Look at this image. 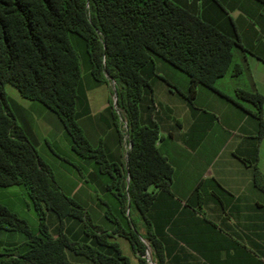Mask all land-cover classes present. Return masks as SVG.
Here are the masks:
<instances>
[{"label":"trees","instance_id":"obj_1","mask_svg":"<svg viewBox=\"0 0 264 264\" xmlns=\"http://www.w3.org/2000/svg\"><path fill=\"white\" fill-rule=\"evenodd\" d=\"M214 1L232 21L222 4ZM254 1L264 6V0ZM73 36L84 44L83 62L91 77L97 82H113L115 105L130 143L125 163L110 162L101 146H92L77 120L81 57ZM237 47L245 50L236 32L176 0H0V264H86L70 260L67 251L91 264H130L112 240L115 233L125 236L137 253L143 251L139 237L146 238L160 264L158 240L139 234L126 214L135 209L144 218L156 191L169 193L173 173L157 146L158 125L141 107L149 90L147 76L155 75L156 57L187 75L189 98L198 85L220 92L216 86L219 78L242 71L235 61ZM6 83L57 116L70 139V149L92 159L97 171L108 176L106 188L117 200L124 221L106 205L105 215L114 224L108 231L94 224L86 207L69 196L53 163L17 122L4 90ZM234 93L252 106L244 109L258 120V140L264 131L263 95L243 88ZM110 105L122 142L119 115ZM252 167L254 183L264 190V175L255 162ZM14 186L26 194L35 226L9 203L8 188ZM46 210L57 216L55 236L49 232ZM66 216L81 221L84 235L93 238V243L69 237L64 232ZM102 246L114 253L104 252ZM138 258V264H146Z\"/></svg>","mask_w":264,"mask_h":264},{"label":"crops","instance_id":"obj_2","mask_svg":"<svg viewBox=\"0 0 264 264\" xmlns=\"http://www.w3.org/2000/svg\"><path fill=\"white\" fill-rule=\"evenodd\" d=\"M176 1L195 11H200L201 2V15L236 32L245 48L235 50V61L242 65V71L237 76L228 74L222 82L227 89L216 85L220 92L197 87L195 96L201 101L200 117L196 114L191 119L188 115L183 125L173 126L167 120L160 125L157 123V146L173 169L169 193L150 187L157 191L144 218L135 209L126 214L134 221L133 228L139 234L155 236L158 240L162 254L160 264H264V190L254 183L252 167L255 162L264 175V131L257 140L258 120L244 109H252V106L233 95L236 88H243L264 97V6L254 0H218L232 19L227 23L214 0ZM160 88L172 96L167 86ZM262 115L264 117V102ZM77 120L92 146H101L110 162L125 163L126 158L122 160L121 154L118 156L110 149L112 142L109 148L102 143L95 120L90 119L88 123L78 117ZM109 123L106 121L105 126L110 127ZM84 124L95 129V139L87 135ZM114 132L117 145H121L115 128ZM65 141L71 160L80 169L79 172L73 165L72 168L60 166L62 174L70 181L69 188L61 183L58 177L61 172H56L58 168L53 159L41 154L53 163L57 179L72 195L70 197L86 207L93 223L111 231L114 224L105 215L106 205L120 220L124 221V217L117 200L106 188L108 176L97 171L92 159L74 153L69 138ZM83 183H89L90 190L96 187L102 191L103 197L97 198L96 208L93 202L78 196ZM48 215L46 210L49 232L55 236L58 219L50 216V225ZM74 219L64 217V232L74 240L93 243L91 237L84 234V239L80 237L82 225ZM112 240L117 242L130 264H138L137 252L125 236L115 233ZM101 249L114 253L107 246ZM67 255L72 261L91 264L81 255L70 251Z\"/></svg>","mask_w":264,"mask_h":264},{"label":"rangeland","instance_id":"obj_3","mask_svg":"<svg viewBox=\"0 0 264 264\" xmlns=\"http://www.w3.org/2000/svg\"><path fill=\"white\" fill-rule=\"evenodd\" d=\"M192 1L195 0H189L190 3ZM199 7L201 11V2ZM218 12L226 16L222 11L219 10ZM262 13H264V11ZM224 21L229 23L228 19H224ZM72 41L81 57V82L76 93L77 117L83 123H88L90 119L95 120L96 125L98 124L99 127L98 136L101 138L102 143L107 146L106 148H109V143L112 142L110 149L118 156L121 154V159L125 160L128 150V136L121 113L118 108H116V105H114L115 96L113 94V82L108 81L105 83L95 81L85 66V62H83L86 58L83 42L75 36L72 37ZM77 41H80L83 51L79 43L77 44ZM236 59L239 61L238 57H236ZM154 71L155 75L147 76L149 90L146 92L144 100L141 102V107L145 110L148 117L154 120L156 124L158 123L160 125V123L167 120L168 123L171 121L173 126H175L176 123L185 124L188 115L191 119H193L196 114L199 117L201 116L200 98H197L195 93L193 97L189 98L188 78L185 73L156 57L154 58ZM228 74L229 73L224 75L223 79H221L222 77L219 78L216 85L227 89V86L222 85V82L228 78ZM238 79L243 80L241 77ZM162 85L167 86L169 90L173 92L172 96L168 91L160 88ZM197 87H201V85ZM4 90L17 122L25 127L29 138L33 141L38 151L53 159L58 168L56 172H61L58 176L61 179V183L69 188L70 181L68 182L67 176L62 174L61 165L72 168L75 162H73L69 156L70 154L68 153L65 141L68 135L61 122L51 110L40 103L23 98L13 85L6 83L4 85ZM233 95H235V93H233ZM110 102L113 104V107L115 106L119 115L120 128L123 133L121 145H117L116 143ZM182 102L184 103L183 106L181 105ZM184 109H186V111H183ZM106 121L110 122V127L105 126ZM84 126L87 135L95 139V129H93V127L89 129L86 124H84ZM81 186H83V188H79L78 196L86 202H93V206L96 208L98 204L97 198L103 197L102 191L96 187H92L90 190L89 183H83ZM8 190L10 191L7 192V195L10 199L9 203L12 205V208L19 216L27 219L32 226H35V213L24 191L17 186L10 187ZM69 195L72 196L71 194ZM48 212V221L51 225L50 216L56 219V215L51 210H48ZM78 221L76 220L75 222ZM66 223L67 225L69 224L68 221ZM79 223L82 225L81 221H79ZM83 234V231H81L80 237L82 239H84Z\"/></svg>","mask_w":264,"mask_h":264},{"label":"built area","instance_id":"obj_4","mask_svg":"<svg viewBox=\"0 0 264 264\" xmlns=\"http://www.w3.org/2000/svg\"><path fill=\"white\" fill-rule=\"evenodd\" d=\"M139 238L143 244V251L142 253L137 254L145 261L146 264H158L154 255V249L152 248L150 242L144 237L140 236Z\"/></svg>","mask_w":264,"mask_h":264},{"label":"water","instance_id":"obj_5","mask_svg":"<svg viewBox=\"0 0 264 264\" xmlns=\"http://www.w3.org/2000/svg\"><path fill=\"white\" fill-rule=\"evenodd\" d=\"M114 105H115V101H114ZM129 147H130V143L128 142V149H129Z\"/></svg>","mask_w":264,"mask_h":264}]
</instances>
